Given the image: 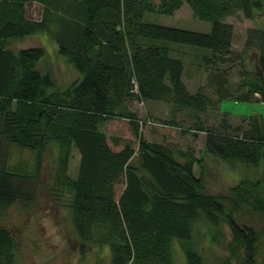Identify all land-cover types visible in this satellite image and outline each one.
<instances>
[{"label": "trees", "instance_id": "16d2710c", "mask_svg": "<svg viewBox=\"0 0 264 264\" xmlns=\"http://www.w3.org/2000/svg\"><path fill=\"white\" fill-rule=\"evenodd\" d=\"M34 2L43 7L39 21L25 15ZM185 5L212 25L209 33L148 19ZM237 13L254 21L264 16V0H163L158 6L154 0L0 1V154L9 145L42 155L50 146L58 149L54 173L40 189L39 167L27 173L0 160V264L19 261L16 233L2 221L15 207L37 206L39 190L69 211L82 251L108 246L111 264H175V242L184 245L187 264H205L194 243L203 225L212 242L222 240L223 227L230 229V256L220 264H264V119L242 118L234 126L220 111L225 100L264 103V27L248 31L236 54L234 27L225 20ZM37 35H47L79 75L67 89L59 90L41 69L45 49L8 48L11 40ZM176 46L205 51L207 78L196 93L185 83ZM135 100L171 104L168 125L180 127L177 114L195 120L194 135H206L204 155L256 172L228 195L207 193L203 174H195L201 158L141 138L139 119L128 108ZM209 111L222 117L214 126ZM111 119L130 120L137 151L111 149L101 131ZM73 150L80 155L76 178L69 175ZM119 184L124 190L117 197Z\"/></svg>", "mask_w": 264, "mask_h": 264}, {"label": "rangeland", "instance_id": "374dc122", "mask_svg": "<svg viewBox=\"0 0 264 264\" xmlns=\"http://www.w3.org/2000/svg\"><path fill=\"white\" fill-rule=\"evenodd\" d=\"M1 1V0H0ZM163 0H154L158 6ZM43 7L38 3L26 5L25 15L30 21H39L42 17ZM148 19L157 24L179 28L183 30L209 33L212 25L197 19L189 6L185 5L173 15L150 14ZM234 27V41L232 50L240 54L246 45L247 33L250 30H258L264 27V16L253 20H247L241 13L225 20ZM8 48L15 52L31 48H43L47 54L41 63V69L50 73L59 90H65L71 86L79 75L58 54L57 46L51 42L47 35L27 37L11 40ZM185 64V83L188 89L196 93L206 82L207 74L201 67L203 49L191 46L174 47ZM250 56H245V65L250 61ZM251 58V57H250ZM254 64L249 63L248 69ZM238 82L236 77L233 80ZM131 112L139 119V135L150 143L162 144L166 147L180 148L191 151L197 158H201L200 165L195 166V174H203L206 192L215 196L228 195L241 183L242 180L256 172L246 169L238 164H231L219 159L204 155L203 146L205 133H197L191 129L195 120L182 114H177L176 121L180 127L168 125L173 119V106L162 102H141L135 100L128 105ZM220 111L232 118L234 126L239 125L241 119L260 117L264 119L263 102H235L225 100L220 105ZM210 125L214 126L222 117L209 111ZM204 120V116H199ZM216 118V119H215ZM101 131L106 135L107 143L114 152L121 151L126 145L138 150L139 136H135L134 128L128 119H111L102 127ZM183 131H188L184 134ZM5 146V145H4ZM0 154L1 165L4 162L10 168L27 169L33 171L40 168L36 186L44 187L46 179L53 174L56 166L58 149L50 146L44 155L37 150H21L15 146L4 147ZM137 156L135 155V158ZM80 155L73 150L69 175L76 178L79 170ZM24 173V172H22ZM35 185V180L33 182ZM124 190V184L116 186L117 197ZM40 197L37 206L32 210H23L20 207L11 209L2 221L16 233L18 242V264H111V252L108 246H85L78 241L76 233L71 225L69 211L66 207L56 204L54 200L46 197L45 190H39ZM255 220L259 217L254 216ZM224 237L220 242H212L211 231L208 226H200L197 230L194 243L202 254L205 264H220L230 256L229 244L232 237L230 229L223 227ZM264 248V241H263ZM175 264H187L184 254V245L174 243Z\"/></svg>", "mask_w": 264, "mask_h": 264}]
</instances>
